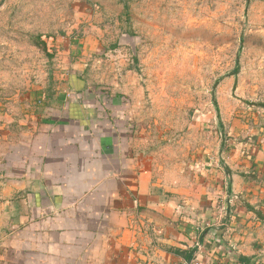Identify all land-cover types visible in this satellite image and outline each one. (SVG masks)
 <instances>
[{
    "label": "rangeland",
    "instance_id": "1",
    "mask_svg": "<svg viewBox=\"0 0 264 264\" xmlns=\"http://www.w3.org/2000/svg\"><path fill=\"white\" fill-rule=\"evenodd\" d=\"M60 65L168 187L220 180L264 134V0H0V159L65 115Z\"/></svg>",
    "mask_w": 264,
    "mask_h": 264
},
{
    "label": "crops",
    "instance_id": "2",
    "mask_svg": "<svg viewBox=\"0 0 264 264\" xmlns=\"http://www.w3.org/2000/svg\"><path fill=\"white\" fill-rule=\"evenodd\" d=\"M60 72L48 100L65 115L38 118L0 159V264H264V134L220 180L168 187L125 147L122 118L69 101L85 82Z\"/></svg>",
    "mask_w": 264,
    "mask_h": 264
},
{
    "label": "built area",
    "instance_id": "3",
    "mask_svg": "<svg viewBox=\"0 0 264 264\" xmlns=\"http://www.w3.org/2000/svg\"><path fill=\"white\" fill-rule=\"evenodd\" d=\"M186 264H201V262L195 258V259L188 261Z\"/></svg>",
    "mask_w": 264,
    "mask_h": 264
},
{
    "label": "trees",
    "instance_id": "4",
    "mask_svg": "<svg viewBox=\"0 0 264 264\" xmlns=\"http://www.w3.org/2000/svg\"><path fill=\"white\" fill-rule=\"evenodd\" d=\"M40 44L44 45V47H45V43L44 42H41Z\"/></svg>",
    "mask_w": 264,
    "mask_h": 264
}]
</instances>
